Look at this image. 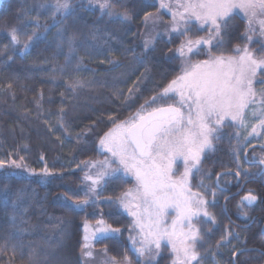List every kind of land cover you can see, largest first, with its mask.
<instances>
[{"label":"trees","instance_id":"16d2710c","mask_svg":"<svg viewBox=\"0 0 264 264\" xmlns=\"http://www.w3.org/2000/svg\"><path fill=\"white\" fill-rule=\"evenodd\" d=\"M70 2V14L60 12L53 18L50 6L55 0H0V159L19 161L23 157L27 166L0 168V246L5 248L0 264H81L82 221L98 218L121 231L98 239L96 245L111 256L136 258L128 237L131 218L115 203L106 202L129 189L131 178L104 181L97 205L75 209L69 201L85 198L83 164L109 156L99 141L113 127L110 118L128 120L141 105L146 111L160 106L163 102L152 104L151 98L181 73L178 47L185 40L206 39L210 34L209 25L189 21L186 34H180L182 29L168 38L157 37L145 49L143 32L149 21L144 20L145 12L169 20L157 0H148L154 6L147 7L144 0H113L117 12L127 8L132 14L130 21L123 22L102 15L88 0ZM37 17L39 38L27 50L22 43L10 45L8 30L19 28L23 42L35 29ZM248 28L245 18L234 12L223 43L217 45L214 40L212 46H198L194 52L199 54L192 55V61L208 59L210 47L213 56H232L237 54V46H247L256 58H264V41L256 36L249 40ZM70 37H75L71 44ZM5 45H9L7 51ZM236 131L234 124L225 123L212 148L203 153L200 171L189 178L192 189L209 201L207 210L216 221L214 225L202 216L195 221L204 237L198 251L211 247L219 264H260L264 260L260 231L264 225V177L258 173L259 165L250 161L264 157V147L249 144L242 148ZM238 153L241 157L237 159ZM238 163L240 177L234 175ZM45 167L49 175L44 174ZM245 169L247 174H243ZM203 175H209L218 194L214 202L200 187ZM249 189L257 203L238 207ZM224 197L225 211L221 206ZM229 229L236 234L233 253L256 249L232 257L222 248L231 237L221 241ZM156 264H172L169 253L161 255Z\"/></svg>","mask_w":264,"mask_h":264},{"label":"snow or ice","instance_id":"6c2138e0","mask_svg":"<svg viewBox=\"0 0 264 264\" xmlns=\"http://www.w3.org/2000/svg\"><path fill=\"white\" fill-rule=\"evenodd\" d=\"M88 2L98 6L102 15L116 17L122 22L132 19V14L127 8L117 12L113 0ZM144 4L145 7L154 6L149 5L148 0H144ZM40 7L46 5L41 4ZM50 7L53 18L60 12L68 15L73 9L70 0H55ZM159 7L171 13L172 31H179L177 17L185 24L194 17L202 25L210 26V34L206 39H188L177 49L182 59L181 73L172 79L158 96L151 98L152 104L158 100L163 102L160 106L146 111L145 105H141L136 115L128 120L117 122L110 118L113 127L103 134L99 143L102 149L111 153L112 158L99 162V165L96 162H85V167L98 166L99 170L95 175H84L83 180L87 182L83 189L85 198L77 199L73 204L78 209L86 208L89 204L97 205L104 188L101 181L107 183V179L132 175L135 177V187L126 190L115 200L109 198L106 202L117 204L135 218L132 230H139L140 239L137 241L132 236L129 239L136 256L151 257L153 249L158 253L164 242L165 246L171 247L174 256L172 264H200L201 257L197 245L203 237L194 221L201 215L212 223L216 221L215 216L207 210L209 201L203 193L192 190L189 177L193 170L200 171L201 154L212 148L213 141L219 138L216 133L224 126L226 120L236 122L247 132L245 141L249 136H264V88L259 92L254 88V83L257 82L264 85V78L259 81L256 79L258 74L264 77V58L258 59L248 47L241 49L239 46L235 49L238 54L236 56H213L211 47L206 60L193 62L191 56L199 54V51L194 52L193 49L200 45L212 46L214 40L217 45L223 43V34L229 27L234 10L243 12L248 19L250 31L254 30L253 23H258L264 33V0H176L175 4L170 0H159ZM174 8L177 10L174 11ZM150 19L155 21L157 17L145 12V22ZM40 27L37 17L35 29L23 42L20 39L21 30L15 26L11 27L8 30L9 44L22 43L23 48L27 50L32 40L39 38L37 30ZM44 28L47 31L48 26L45 25ZM189 30L185 27L180 34L184 35ZM74 39L75 37H70L69 44ZM248 39L251 40V37ZM152 43L150 39L145 40V49ZM8 47L9 45L4 46L5 51ZM129 92L131 93L132 89H129ZM148 103L146 101V104ZM250 108L251 117L255 121L251 125L247 123ZM23 160V157H20L19 161L0 159V168L6 165L26 168ZM178 160L183 161L184 170L177 177L173 166ZM250 163L264 165V157ZM113 164L116 167H113ZM43 172L45 175L50 174L47 167ZM247 173L248 170L245 169L243 174ZM261 173L264 174V169H261ZM234 175H242L239 163ZM201 186L203 187V182ZM205 192H210L214 202L216 191L205 189ZM256 200L257 196L249 189L238 202V207L245 203L250 206ZM172 213H175V218L169 225L167 218ZM102 215L101 213V217ZM242 215L246 216L247 213L242 212ZM89 229L90 226L86 222L85 243L82 246V256L85 257L93 255L89 242L91 238L116 235L121 231L107 224L103 218L96 221L90 233ZM230 234L222 236L221 241L226 240ZM137 243L139 247L136 246ZM4 251L5 248L0 246V254ZM110 264L120 262L112 258ZM123 264L132 262L124 256ZM146 264H151V260L146 261Z\"/></svg>","mask_w":264,"mask_h":264},{"label":"rangeland","instance_id":"374dc122","mask_svg":"<svg viewBox=\"0 0 264 264\" xmlns=\"http://www.w3.org/2000/svg\"><path fill=\"white\" fill-rule=\"evenodd\" d=\"M157 2H158V5H159V0H157ZM170 2L171 3H173V4H175L176 3V0H170ZM159 9H160V7H159ZM162 12H165L168 16H169V20L168 21H162L160 18H159V16H155V17H157V19L155 20V21H153V20H149L148 21V23H147V25H146V27H145V30H144V32H143V41L145 42V40H147V39H150V40H154L155 38H157V37H162V38H168L171 34H173V33H175L174 31H172L171 29H172V25H173V19H172V15H171V13L170 12H168V10L167 9H160ZM174 11L175 10H177V9H173ZM180 11H182V9H180ZM234 12H237V13H239L242 17H244L245 18V20L247 21V23H248V19L244 16V14H243V12H241L240 10H234ZM177 21H178V28H179V30H182V29H184V27H185V23L183 22V21H179V17H177ZM190 21H195L196 23H197V25H199V26H202V24L199 22V21H197V20H195V18L193 17ZM252 29H254V30H249V28H248V30H247V38H249V37H251V38H253V36H256V37H258V38H260V39H262L263 41H264V33H262L261 32V30H260V25L258 24V23H253V25H252ZM177 32V31H176ZM187 40H185V41H183L182 43H184V42H186ZM180 47V46H179ZM178 47V48H179ZM244 47H247V46H244ZM243 47V48H244ZM243 48H241V49H243ZM197 48H194L193 49V51H195ZM176 53H177V50H176ZM178 54V53H177ZM179 55V54H178ZM236 55H238V54H235V55H232V56H236ZM227 57V56H226ZM259 59V58H258ZM257 81H259L260 79H262V78H260V77H258L257 76ZM254 88L256 89V91L257 92H259L262 88H264V85H262V84H260V83H254ZM178 99V98H177ZM253 107H255V106H253ZM228 122H230V123H232V124H234L235 125V127H236V129H237V131H236V138L239 140V139H241V141H240V145H241V147L242 148H244V146H247V145H249V144H254V145H259V146H261L262 147V145H264V136H249L248 137V140L247 141H245L244 140V137L247 135V132H245L244 131V129H242V128H240L239 127V125L236 123V122H232V121H230V120H226L225 121V123H228ZM247 123L249 124V125H251V124H253V123H255V121L253 120V118L251 117V108L248 110V116H247ZM248 131H250V127H249V129H248ZM216 135H217V133H216ZM214 142V141H213ZM213 146V145H212ZM207 150H209V149H206L205 150V152L207 151ZM107 152V151H106ZM204 152V153H205ZM108 153V152H107ZM109 154V156H106V157H104V158H102V159H97V160H91V161H87V162H96L97 163V165H99V162H102V161H104V160H106V159H111L112 157H111V153H108ZM202 156H203V153L201 154V158H202ZM237 156H239L238 158H240L241 156H240V153H238L237 154ZM113 167H116V165L115 164H113L112 165ZM83 169H84V175L86 174V173H90V174H92V175H95L96 173H97V171L99 170V167L97 166L96 168H90V167H85V163L83 164ZM173 170H174V172L176 173V176L178 177L179 175H181L182 173H183V170H184V166H183V161L182 160H178L175 164H174V166H173ZM194 172H195V170H193V173L191 174V175H193L194 174ZM121 176H123V175H121ZM127 177H129V178H131L132 179V186L130 187V188H134L135 187V185H136V181H135V177L134 176H132V175H128ZM191 177V176H190ZM189 177V178H190ZM202 179H200V187H201V182H203V191H205V189H210V190H214L213 189V187H211V185H210V182H209V175H203V177H201ZM107 179V178H106ZM85 183H87V182H85L84 180H83V185H82V188L84 189V187H85ZM104 183V181H101V184H103ZM129 188V189H130ZM128 190V189H127ZM193 191H196V190H194V189H192ZM207 193H210V192H207ZM217 192H216V198H217ZM212 196L210 195V201H212ZM83 200V199H82ZM74 201V200H73ZM73 201H69L70 203H71V205L74 207V204H73ZM117 205V204H116ZM118 206V205H117ZM75 208V207H74ZM118 208L122 211V212H124L125 214H127L130 218H131V220H132V226H133V224H134V220H135V218L133 217V216H131L126 210H124L122 207H119L118 206ZM75 209H78V208H75ZM94 214H96V215H100V212L99 211H95V213ZM202 216V219L204 220V221H210V220H208V218L207 217H204L203 215H201ZM175 218V213H172L167 219H168V223H169V225L171 224V221H172V219H174ZM98 219H100V218H98ZM97 221V220H96ZM96 221H93V222H90V221H87V220H83L82 221V239H81V246H80V251H79V258H80V262H81V264H110V261H111V259L112 258H115L117 261H119L120 262V264H123V258H124V256L123 255H121V257L119 258L118 256H111V255H109V254H107V252H105V248H103V247H99V246H97L96 245V241L98 240V239H100V238H91L90 239V244H91V251H92V253H93V255L91 256V257H85V256H82V246H83V244L85 243V241H84V236H85V230H84V224L87 222L88 224H89V226H90V229H89V233L91 232V230L95 227V224H96ZM195 222V221H194ZM211 222V221H210ZM196 223V222H195ZM212 223V222H211ZM212 224H214L215 225V223H212ZM197 225V224H196ZM198 227V226H197ZM138 232H139V230L138 229H136V230H132V227H131V229H130V233H129V236L128 237H130V236H132V237H134L135 239H137V241H139V239H140V237H139V235H138ZM107 236H109V235H107ZM106 237V236H105ZM103 238V237H102ZM130 240V239H129ZM228 242V241H227ZM130 243H131V251L133 252V254H135L134 253V251L132 250V241L130 240ZM201 243H202V240L198 243V245H197V250H198V246H200L201 245ZM137 247H139L140 245H139V243H137V245H136ZM234 245L232 244V246L231 247H233ZM168 253H169V255H170V258H171V263L173 262V259H174V256H173V254H172V252H171V247L170 246H165V243L164 242H162V246H161V249L158 251V253H157V251L155 250V249H153V254H152V256L151 257H149V256H145V257H143V258H138L137 256H136V254H135V259H132V258H130V256H127L130 260H131V262H132V264H146V261H148V260H151V264H156V262H157V259L161 256V255H163V254H167L168 255ZM200 254V253H199ZM200 257H201V261H200V264H207V261H208V257H206V256H201V254H200Z\"/></svg>","mask_w":264,"mask_h":264},{"label":"flooded vegetation","instance_id":"af4514ba","mask_svg":"<svg viewBox=\"0 0 264 264\" xmlns=\"http://www.w3.org/2000/svg\"><path fill=\"white\" fill-rule=\"evenodd\" d=\"M259 159H257V161H258ZM250 161V160H249ZM251 162V161H250ZM257 165H259L258 163H257ZM261 169H262V166L261 165H259V169H258V173H259V175H262L263 177H264V174H262L261 173ZM218 183H216V185H217ZM218 187L220 188V186L218 185ZM246 194V193H245ZM245 194H243V196L245 195ZM226 199H227V197H224L223 199H222V201H221V206H222V208H223V210L225 211V201H226ZM257 201L258 200H256L252 205H247L246 203H245V205L246 206H248V207H252V206H254L256 203H257ZM242 217V216H241ZM241 217H239V218H241ZM227 219H229V221H230V223L231 224H235V222L233 221V220H231V218L229 217V216H227ZM242 219H246V217H242ZM239 225V224H238ZM261 233L264 235V225L262 226V228H261ZM228 233H231L229 236L231 237V239L229 238V241H228V243H227V245L226 246H223L222 248L224 249V250H227V253H231V255H232V257L235 255V254H238V253H240V252H242V251H247V250H249V249H256V248H244V249H239V250H236L235 251V253H233L232 251H233V247H231L232 246V240H234V239H236V234L231 230V229H229L228 230ZM228 236V235H227ZM203 237V236H202ZM203 240H204V237L202 238V242H203ZM202 244V243H201ZM201 246V245H200ZM200 246H198V248L200 247ZM200 254H201V256H206V257H208L209 259H208V261H207V264H219L218 262V258H217V256H216V253H215V250H213L211 247L208 249V250H205V251H198ZM164 255V254H163ZM260 264H264V260H263V262H261Z\"/></svg>","mask_w":264,"mask_h":264},{"label":"water","instance_id":"95a60500","mask_svg":"<svg viewBox=\"0 0 264 264\" xmlns=\"http://www.w3.org/2000/svg\"><path fill=\"white\" fill-rule=\"evenodd\" d=\"M262 166V169H264V165H261Z\"/></svg>","mask_w":264,"mask_h":264}]
</instances>
